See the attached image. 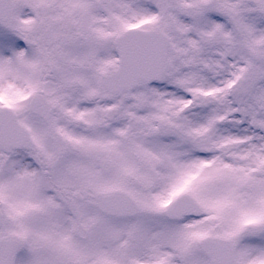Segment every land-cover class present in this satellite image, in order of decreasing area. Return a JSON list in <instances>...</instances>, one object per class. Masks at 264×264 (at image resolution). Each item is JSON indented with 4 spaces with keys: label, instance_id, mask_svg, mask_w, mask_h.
Returning a JSON list of instances; mask_svg holds the SVG:
<instances>
[{
    "label": "snow or ice",
    "instance_id": "1",
    "mask_svg": "<svg viewBox=\"0 0 264 264\" xmlns=\"http://www.w3.org/2000/svg\"><path fill=\"white\" fill-rule=\"evenodd\" d=\"M0 264H264V0H0Z\"/></svg>",
    "mask_w": 264,
    "mask_h": 264
}]
</instances>
